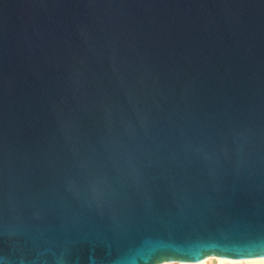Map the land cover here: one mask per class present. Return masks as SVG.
Segmentation results:
<instances>
[{
  "label": "water",
  "instance_id": "1",
  "mask_svg": "<svg viewBox=\"0 0 264 264\" xmlns=\"http://www.w3.org/2000/svg\"><path fill=\"white\" fill-rule=\"evenodd\" d=\"M264 255V0H0V264Z\"/></svg>",
  "mask_w": 264,
  "mask_h": 264
},
{
  "label": "bare ground",
  "instance_id": "2",
  "mask_svg": "<svg viewBox=\"0 0 264 264\" xmlns=\"http://www.w3.org/2000/svg\"><path fill=\"white\" fill-rule=\"evenodd\" d=\"M155 264H264V255L256 257L236 258L216 254L206 256L198 261L163 260Z\"/></svg>",
  "mask_w": 264,
  "mask_h": 264
}]
</instances>
